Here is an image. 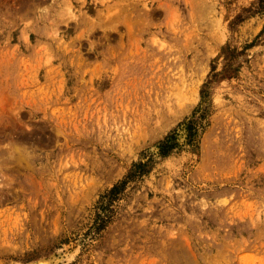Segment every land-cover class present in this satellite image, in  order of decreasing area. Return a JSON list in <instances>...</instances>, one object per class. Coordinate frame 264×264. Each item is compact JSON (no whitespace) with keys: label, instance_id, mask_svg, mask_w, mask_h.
<instances>
[{"label":"rangeland","instance_id":"rangeland-1","mask_svg":"<svg viewBox=\"0 0 264 264\" xmlns=\"http://www.w3.org/2000/svg\"><path fill=\"white\" fill-rule=\"evenodd\" d=\"M203 109L195 145L86 237L100 195ZM0 264H264V3L0 0Z\"/></svg>","mask_w":264,"mask_h":264},{"label":"trees","instance_id":"trees-1","mask_svg":"<svg viewBox=\"0 0 264 264\" xmlns=\"http://www.w3.org/2000/svg\"><path fill=\"white\" fill-rule=\"evenodd\" d=\"M264 3V0H259ZM247 12H250L248 10ZM239 21H243L242 17H239ZM227 58H231L230 65H233L234 60L237 59L235 51H224ZM212 71H215L213 67ZM217 77V75H214ZM208 85H206L207 87ZM209 96V91L203 90L202 98L206 99ZM196 110L191 117L185 118L178 126L172 130L163 140L157 142L153 147L154 151L149 153V149L144 150L141 153V157L138 161L133 163L131 169L125 174V176L115 183L110 189L106 190L100 195L94 209L95 216L91 227L85 234L86 237L92 240H98L102 237L107 228L114 222L117 215L118 204L127 196L129 189L135 188L145 177L149 176L153 165L155 164V156H160L165 159L172 155L176 150L181 151L184 146H194L195 139L199 133V130L203 129V122L207 117V109H203L200 116H195ZM182 138L184 141L182 142Z\"/></svg>","mask_w":264,"mask_h":264}]
</instances>
